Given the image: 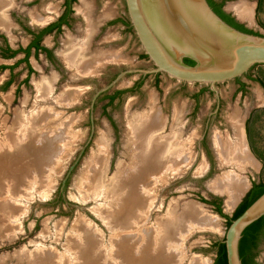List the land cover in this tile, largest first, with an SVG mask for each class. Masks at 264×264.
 I'll use <instances>...</instances> for the list:
<instances>
[{"label": "rangeland", "instance_id": "obj_1", "mask_svg": "<svg viewBox=\"0 0 264 264\" xmlns=\"http://www.w3.org/2000/svg\"><path fill=\"white\" fill-rule=\"evenodd\" d=\"M61 1L10 0L13 9L9 8L6 14L11 26L7 32L0 30V142L2 143L7 142L9 130H13L14 134H22L23 130L18 132L15 123L20 120V115L29 116L31 110L35 108L38 100L36 83L40 79L58 78V72L52 65L45 62L43 55L34 57L32 53L26 62L22 60L21 53L12 55L8 51L26 46L30 40L26 28L36 31L46 24L33 19L32 15L35 12L39 13L41 18L46 20L50 18L49 21H52L60 13ZM88 1L90 3L91 0ZM241 2L252 6L250 22L237 18L234 12L227 10L229 5ZM98 5L96 15L100 16L102 13L105 15L106 11L109 15L113 14V17L119 16L128 21L124 0H99ZM82 6V2L74 6L76 11L78 9V13L75 12V20L70 30L64 29L55 39L53 35H48L42 40V43L48 47L56 43L54 52L58 56L62 52L66 38L80 39L81 32L86 27V20L79 13ZM48 8L51 10L48 11ZM89 8H91L90 4ZM223 9L238 23L256 34L264 35V0H227ZM91 14L90 11V16ZM125 31L120 24L106 28L100 39L95 42V47L90 49L92 52L99 49L115 52L121 50L120 56L123 61L120 64H108L98 75L81 81L79 79L76 85L70 83L69 70L65 67L66 70L60 69L62 79L56 86L54 84V96L60 94L64 88L75 86L74 89H82L78 104L67 111V115L75 114L79 118L76 120L77 124L73 126V134H75L73 137H77L76 142L72 143L73 150L69 151V158L63 156L57 158V155L53 157V160L51 159L53 165L46 164V166L44 163L38 171H33L35 168L29 167L30 165L24 168V179L26 178L24 182H35L34 186L27 187L21 182L24 185L17 184V187H20L19 193L13 194L11 189L6 190L7 194L3 196L5 201L2 203L5 204L8 198L11 203L16 200L12 204L15 205L14 207L18 206L20 213L18 221L12 220L15 222L12 228H17L15 235L12 232L9 234L7 230L4 231V227L0 225V261L3 259L7 264H15L14 256L51 252L54 255L48 260L44 259L46 255L42 256L46 264H69L70 260L72 264L88 262L91 264H156L157 258L163 260L162 264H212L215 258L213 244L224 239L228 228L226 218L232 216L233 210L225 208L222 196L207 189V184L220 174L211 148V137L217 131L225 132L229 129L227 117L235 109L244 120H242V129L245 143L257 165L255 169L243 172L241 177L249 182V186L254 183L264 184V104H259L258 101L259 95L264 98V65L252 67L248 77L240 78L245 85L243 93L239 92L235 80L217 85L216 95L205 85H183L162 74H159L158 78L148 74L143 76L137 90L124 94L111 106L106 105L104 97L92 104L94 94L107 85L113 73L127 69L152 68V64L143 54L133 34H126ZM114 32L120 36L121 40L111 45L106 38L116 35ZM101 40H105V43L98 45ZM29 69H31L30 72ZM140 75L141 73L123 76L113 89H123L133 79H141ZM150 98L154 99L155 109L158 107L164 118L166 117L167 123L164 130L166 135L170 133L177 106L183 107L180 108L183 122L182 138L186 140L196 135L192 147L196 160L184 175L174 177L175 179H170L164 185L158 184L159 180L155 182L157 184H154L152 180L149 183V200L147 204L145 203L146 206L143 204L135 210V213L133 211L132 216L128 215L123 222L127 223V226H115L110 217L113 211L118 212L121 209L120 204L125 196L119 194L117 190L111 192L113 185L109 189L95 181L90 185V171L87 168H93L91 167L93 161H90L99 153L100 148L98 149L96 141L103 134L107 138V147H109L105 151L107 155L105 177L114 181L117 177L116 169L121 163L128 162V152L123 147L126 119L130 115L135 116L146 112L149 109ZM127 110L129 112L126 115ZM34 111L35 109L32 113ZM50 129L45 127L38 130L40 133L37 137L42 138L45 132L50 134ZM21 137L24 138V134ZM66 147L68 149V145ZM61 157L64 161L61 160L59 164ZM25 161L26 159L23 164ZM200 163L205 165L203 174L196 173ZM72 165L73 168L69 170ZM63 180H65L64 194L61 193ZM189 201L199 202L203 205L202 210L213 217L216 216V228L212 229L196 223H191L190 226V222L184 221L182 231L180 230L179 233L176 231L171 235L172 237H168L169 239L164 238L163 227L173 221L174 216L183 214V206ZM217 208L222 215L218 214ZM81 225L86 226V231L82 230ZM146 230H149V239L151 238L149 245ZM76 236L80 237V240L77 241ZM88 236L93 238V245ZM128 236L133 238V241L124 242ZM124 245L130 247L133 252L128 251ZM87 257L89 258L86 260ZM255 263L264 264V237L257 246ZM23 264H29L28 260H25Z\"/></svg>", "mask_w": 264, "mask_h": 264}, {"label": "bare ground", "instance_id": "obj_2", "mask_svg": "<svg viewBox=\"0 0 264 264\" xmlns=\"http://www.w3.org/2000/svg\"><path fill=\"white\" fill-rule=\"evenodd\" d=\"M81 2L83 6L79 12L86 20V27L81 32L80 39L73 37L66 38L63 50H61L63 52L61 54L62 59L71 73L70 83H75V85L79 79H83L87 76L90 77L91 75V77H93V75H98L107 64H118L123 61L119 53L110 52V50L101 51L99 49V51L90 53L89 43L97 24L91 20V8H89V4L86 0H81ZM11 6L10 0H0V30H5L6 32L11 26L6 11L11 8ZM251 7L252 6L247 3L241 2L229 5L227 10L234 12L237 18L249 20L250 22ZM52 8L53 7H51V9ZM51 9L48 8V11ZM106 14L108 13L105 11V15L103 16L105 17ZM32 16L36 21H45V18H41L39 13L36 14L35 12ZM54 81L55 78H49L40 79V81L36 83V92L38 94L36 98L38 100L36 99L35 111L32 113L34 110L32 109L30 115L26 117L23 116L24 118L20 115V120L15 123L18 132L23 130L22 134H24V138L21 137V133L14 134L13 130H9L7 132V142H0V225L4 227V231H9V234L12 232L14 233L13 235H15L17 228H12V225L18 221V214L20 212H18V206L14 207L15 205L12 204L14 201L11 203L9 198L6 200L7 202H5V204L2 203L5 201V198L3 199L5 193L7 194L8 189H11L13 194L18 192L20 187H17V184L18 186L24 184L27 187L34 186L35 182H24L26 180V178L24 179V168H28L30 165L29 167L32 166V168H35L34 170L32 169L33 171H38L44 163L45 165L52 164L53 157L55 158L57 155V158L60 156L69 158V151L71 149L73 150L72 143L76 142L75 138L77 137H73L75 135L73 134V126H75L76 120L79 118H77L78 116L76 117L75 114L74 116L67 115V111L78 104L82 95V89H74L75 86L72 88L68 87L62 89L63 91L61 90L62 92L57 96H54ZM153 100V98H150L149 109L146 112L135 116L130 115L126 119V130L123 133L125 144L123 147L128 152V155L126 154L128 162L121 163L119 168L117 167L118 169L116 170L118 171L115 172L117 177H115L114 181L113 179L108 180L105 177L107 165V155H105V151L109 147H107V138L103 134H101L96 141L98 149L100 148L99 153L94 155L90 161H93L91 166L93 168H87V170L90 171V185H92L94 181L96 183L99 182V184L107 187V189L113 185V188L110 190L111 192L117 190L119 194L125 196L124 199L122 198L123 200L120 204L121 209L118 212L113 211L111 214L112 216H109L111 222L115 226H127V223L123 222L126 221L128 215L132 216L133 211L135 213V210L143 206V204L146 206L149 200V183L152 180L154 184L158 183L164 185L165 182H169L170 179L173 180L174 177L184 175L196 160V154L193 152L192 148L196 135H192L186 140L182 138L183 122L181 109L183 107H180V109L177 106V109L174 111L170 133L166 135L164 132L167 123L166 117L164 118V115L161 114L158 107V110L155 109ZM258 101L259 104H264V98L261 95L258 96ZM43 106L45 107L42 108ZM45 109H47V111H44ZM128 112V110L125 111L126 115ZM16 117L18 116L16 115ZM242 120L243 118L240 117L239 112L236 109L233 110L227 117L229 129H226L225 132L217 131L211 137V148L220 174L207 184V189L224 198V206L227 210H231L249 188V182L245 178H242L241 174L248 169H255L254 167L257 166L245 143L244 130L242 129L244 120ZM45 127L51 128L50 134L45 132L42 134V138H38V133H40L38 130ZM67 133L68 135H66ZM65 143H67L66 146L68 145V149L65 145L61 146V144ZM25 159L26 161L23 164ZM49 159L52 160L50 161ZM61 160H63L62 157L58 161L59 164H61ZM199 166L196 173L203 174L204 171L202 170L205 169V165L200 163ZM155 177L158 178L156 179ZM157 180L159 181L157 182ZM28 193L30 192L28 191ZM202 207L203 205L199 202L189 201L185 203L182 210L183 214L174 216V220L163 227L162 233L164 238L169 239L168 237H172L171 235L175 234L176 231L179 233L183 227L184 221L190 222V226L192 225L191 223H196L215 229L216 216L213 217L207 214L205 210H202ZM116 215H118V218H116ZM12 220H15V222H12ZM81 227L82 230L86 231V226L81 225ZM82 230H80V232ZM186 231L188 232V230ZM84 233L86 234L88 232ZM145 233L147 236V244L149 245V240H151V238L149 239V230H146ZM88 238L93 245V238L89 236ZM75 239L78 241L80 237L76 236ZM132 239L128 236L124 242ZM124 247L128 248V251H132L130 247H126L125 245ZM131 254L132 253H130V255ZM52 255L54 254L51 252H36L30 256H14L15 258L13 259H15V264H23L25 260H28L29 264H46L42 256H45L44 259L48 260L52 258ZM88 258L89 257H87L86 260ZM106 259H108L107 254ZM68 262L72 264L71 260ZM162 263L163 260L156 259V264ZM0 264L7 263L2 259ZM87 264H91V262Z\"/></svg>", "mask_w": 264, "mask_h": 264}, {"label": "water", "instance_id": "obj_3", "mask_svg": "<svg viewBox=\"0 0 264 264\" xmlns=\"http://www.w3.org/2000/svg\"><path fill=\"white\" fill-rule=\"evenodd\" d=\"M124 4L130 27L152 68L119 73L94 94L92 104L101 93L113 89L123 76L132 73L162 74L183 85H205L217 95V85L241 78L256 65H264V35L231 27L206 0H124ZM185 59L194 64H186ZM72 168L73 165L69 170ZM251 188L252 185L232 208L233 212ZM263 216L264 193L226 229L222 242L227 264H241L238 245L242 233Z\"/></svg>", "mask_w": 264, "mask_h": 264}, {"label": "flooded vegetation", "instance_id": "obj_4", "mask_svg": "<svg viewBox=\"0 0 264 264\" xmlns=\"http://www.w3.org/2000/svg\"><path fill=\"white\" fill-rule=\"evenodd\" d=\"M86 1H88V0H86ZM214 1H215L216 4L222 6L221 10H222V12L225 13L223 7H224V4L226 3L227 0H214ZM79 3H81L80 0H62L61 1V6H60L61 10H60V13L58 14V16L56 17V19H54L52 21H49L50 18H48L47 20L45 19V21H41V23H46V24H44L43 27L39 28L36 31H32L30 28H26V31L28 32V34L30 36L29 42L26 44L25 47H22L20 49H16V50H11L10 49L8 51V53L12 54L13 52L19 51V52H17L14 55H17V54L21 53L23 55V59L22 60H24L26 62H28V59H29V57L31 56L32 53H33L34 57H39V55H43V57H44L43 59L45 60V62L50 64V65H52L53 69L58 72V74H57L58 78H55L56 82L54 83L55 86H56L58 84V82L62 79V77H60L61 74H62V73H60V69L62 68L63 70H66L65 68H67V66L65 65V63H64V61L62 59V56H61L62 52L59 53L60 56H58L54 52V49L56 48V43H54L52 45V47H48V46H46V45H44L42 43V40H43L44 37H46L48 35H53V38L55 39V37L60 35L63 32L64 29L70 30L71 27H72V23L75 20V15H76L75 12L78 11V9H77V11L74 9V6L75 5H79ZM88 3H89V1H88ZM98 3H99V0H91L90 3H89L90 6H91V13H92L91 14V18L97 24L95 26L96 28L94 30V33L92 34V38L90 39V43H89V48L90 49H92L93 46L95 45V42L100 39V36L102 35V33L105 31L106 28L113 27L116 24L122 25L124 27V29L126 30L125 31L126 34L127 33H130V34L132 33L133 37L137 41V38H136L132 28L130 27L128 17H127L128 21H126V20L122 19L119 16L118 17H113V14H110V15L106 14V16L103 17L104 14L102 13L100 16H98V15L95 14L97 9L99 8ZM230 17H232V16H230ZM233 20H234L235 23H237L239 25H242V24L238 23L234 18H233ZM242 26H243L244 29L253 32L252 30L246 28L244 25H242ZM80 30H81V28H80ZM253 33H255V32H253ZM73 38L77 39V37H73ZM106 40L111 45H115L116 42H120L121 39H120V36H118V34H116L114 36H110V38H106ZM130 40L132 41V39H130ZM103 43H105V40H101V42L98 45H102ZM32 44H33V46H31ZM27 49H29V50H28V55L26 56L25 51ZM101 51H104V50L102 49ZM110 52H115V51L110 50ZM90 53H94V52H92L90 50ZM115 53H119V55H121V50L118 51V52H115ZM109 64L110 65L111 64L114 65V63H109ZM118 64H120V63H118ZM115 65H116V63H115ZM30 70L31 69H29L28 71L30 72ZM120 72L121 71L113 73L112 76L109 77V80H108V82L106 84L107 85L110 84V82L113 81ZM69 73H70V70H69ZM132 74H136V73H132ZM91 76L90 77L87 76V77H85L83 79L91 78ZM93 76H95V75H93ZM140 76H141V79H137V78L133 79L132 82H130L129 84H126L123 89H109V90L101 93L95 99V101L99 100L101 97H104L105 101H106V105L111 106L116 101L120 100L121 97L124 94L133 92V91L138 89L139 85L141 84V81L143 80V76L144 75L141 74ZM154 76L156 78H158L159 74H156ZM244 76L248 77V73L246 75H244ZM83 79H80V81L83 80ZM235 81L237 82V87H238L239 92L243 93L244 90H245L244 83L240 80V78L236 79ZM53 88H54V85H53ZM256 250L253 251L254 254L256 253ZM254 261H255V259H254Z\"/></svg>", "mask_w": 264, "mask_h": 264}, {"label": "trees", "instance_id": "obj_5", "mask_svg": "<svg viewBox=\"0 0 264 264\" xmlns=\"http://www.w3.org/2000/svg\"><path fill=\"white\" fill-rule=\"evenodd\" d=\"M207 1H208L207 2L208 5L213 10V12L231 27L243 33L259 35L246 30L243 28L242 25L235 23L232 17L222 12L221 10L222 6L216 4L214 0H207ZM31 46H33V44ZM28 50L29 49L25 51L26 56L28 55ZM17 52L19 51L13 52L12 55L16 54ZM184 62L188 65L194 64L192 61L188 59H185ZM263 193H264V184L254 183L252 185V188L243 198L242 202L237 206L235 211L232 213V216L230 218H226L227 226L230 225L231 221L239 217ZM217 212L219 215H222L219 208H217ZM263 237H264V216L261 217L256 222H254L253 224H251L249 227H247L242 233V237L238 245V253L241 264H256L254 261L256 253L254 254L253 251L257 249L259 241ZM222 241L223 240L215 242L213 244V249L215 252V258L213 260V264H227L225 246Z\"/></svg>", "mask_w": 264, "mask_h": 264}]
</instances>
